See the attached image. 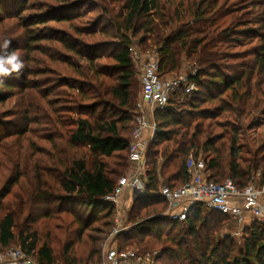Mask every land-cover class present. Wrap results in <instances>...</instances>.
<instances>
[{"label": "trees", "instance_id": "obj_1", "mask_svg": "<svg viewBox=\"0 0 264 264\" xmlns=\"http://www.w3.org/2000/svg\"><path fill=\"white\" fill-rule=\"evenodd\" d=\"M101 1L93 14L91 0H0V45L10 41L7 51L27 55L44 77L31 81L29 65L0 76V253L17 244L34 264H81L75 245L99 241L85 233L111 230L106 196L130 167L134 130L129 49L143 33L140 46L151 36L158 44L161 75L178 73L185 54L198 90L156 112L147 191L134 205L159 213L120 235L118 248L157 252L155 264H264L261 222L246 224L240 243L225 230L230 216L197 203L185 220L173 219L151 193L191 180L192 151L212 181L243 190L258 175L264 186V138L251 149L248 136L264 125V0H201L192 12L177 0Z\"/></svg>", "mask_w": 264, "mask_h": 264}, {"label": "built area", "instance_id": "obj_2", "mask_svg": "<svg viewBox=\"0 0 264 264\" xmlns=\"http://www.w3.org/2000/svg\"><path fill=\"white\" fill-rule=\"evenodd\" d=\"M129 50L133 64L138 69L142 89L135 107L134 130L129 143V162L130 165L136 164V168H131L122 176L113 194L106 196V200L114 203L127 191L134 196L147 191V152L156 135V112L167 107L174 96L185 100L198 90V85L190 78L196 73L194 68L186 73L163 76L159 70L157 48L144 50L138 45H132ZM187 169L191 175L188 183L177 188L161 185L157 191H151L167 203L164 215L182 221L187 218L192 205L204 203L240 223L249 214L253 220L264 224V186L255 187L252 183L248 188L240 190L231 179L223 183L212 181L203 158L196 157L193 151L188 157ZM118 231L115 229L114 233ZM157 255V252L139 253L137 248L126 247L120 250L116 243H105L101 260L95 264H155ZM0 264L34 263L21 248L10 247L0 253Z\"/></svg>", "mask_w": 264, "mask_h": 264}, {"label": "rangeland", "instance_id": "obj_3", "mask_svg": "<svg viewBox=\"0 0 264 264\" xmlns=\"http://www.w3.org/2000/svg\"><path fill=\"white\" fill-rule=\"evenodd\" d=\"M106 1H108V0H106ZM180 1L181 2L183 1V5H184L183 10L190 9V11L192 12L196 8V6L199 5L201 0H177V3H179ZM234 1L235 0H230V2H234ZM91 3L93 4V5L91 4L92 6L99 4V6L96 8V11H94L93 14H99L100 12H102V9H101L102 1L101 0H91ZM80 9H78L77 12H79ZM85 10H87L86 7H84L80 12H84ZM141 39H143V33L138 34V36L136 38H134L133 43L138 45L140 48H142L144 50H146V49L151 50V49L157 48L158 44L154 40V36H151L150 40L147 43L140 46L139 42ZM101 52H105V51H101ZM21 58L24 60L25 65H26L25 68L23 69V71H25L27 69V65H29L31 67L30 68L31 70H36V72H37L35 77H33L32 75L29 77V79L31 81H33V78L35 80H40V79L44 78L40 74L41 66L37 65L38 63L33 62V61L32 62L29 61L30 58H28L27 55L25 56L24 53L21 54ZM186 58L187 57L185 54L181 55V60L184 63L182 64L181 70L177 74L186 73L189 70L193 69L190 67L191 64H189V62L187 61ZM34 63H36V64H34ZM136 72H137V74L135 77V83L137 85V89H136V92H137L136 103H137L138 100L140 99L142 89H141V81L139 79L138 69H136ZM173 74H176V73H173ZM34 127H36V129L38 131L40 130L41 135L47 133L46 131H44V128H40L39 126H34ZM261 128H263V127H261ZM32 136L33 135H31V137ZM248 136H249V144H250L249 147L251 149H254L260 143V141L264 138V129H262L260 133H258L257 131H252L251 133H249ZM31 143H33V142L30 139H27L24 142L25 146H27L28 148H30ZM37 144H38V142H37ZM40 144L44 148L48 147V145H46V144L44 145L43 141ZM31 148H33V147H31ZM45 166H49V165H45ZM130 169L131 168L129 167V169L127 170V173L130 171ZM126 174H124V175H126ZM124 175H122V176H124ZM257 180H258V175L256 176V180L253 182V186H255V187H258L257 186L258 185ZM133 196H134L133 194L131 196V194L129 192H125L123 195H121L119 197L118 202L114 203V206H115L114 211H113L114 224H113L110 231H108L107 233H104V234H97V233H93V232L90 233V230H89L87 233H85L84 238H86V236L88 234H91V235L99 238L98 242L96 241V243H94V245H92V244L88 243L87 241H81L75 245V251H76L75 254L78 255V257H80L81 260H84L81 264H94L95 261L97 260L98 256H99V254H100V256L102 255L105 243H109V244L116 243L117 245H119L120 244L119 240H120V242L121 241L123 242V240H125L124 239L125 236L120 237V235H122L124 232L128 233L130 230H132L135 227V225L137 223L141 222L142 219L150 218L153 215L156 216L159 213V212L153 211L152 207L148 210H144V209L141 210V207H139L138 205H134V202H133V199L134 198L136 199L137 195L134 197ZM165 205H166V203H163V202L159 203L157 205L159 207V209H162V210L164 209V211L161 210L162 211L161 213H165L167 211V205H166V207H165ZM203 208H204V212H206V210L208 208L210 209V207L206 206V205H204ZM78 210L83 211L84 209L82 207H79ZM105 212L106 211H104L102 214H104ZM138 213H140V215H139V218L136 220V219H134V217ZM64 216H65V214H64ZM232 221L233 222H231V225L229 227H227V229H225V230H227V232L231 233L234 236L236 241L241 243L242 242L241 237L243 234V228L236 229L237 223L234 222L235 220H232ZM97 225L99 226V222H95L92 227H95ZM115 229L119 230L118 233H114ZM45 230L47 231L46 228H45ZM45 230H43V233ZM59 235L62 236L63 234L59 233ZM72 238L77 240V237L75 236V234H74V236H72ZM118 238H119V240H118ZM127 242H129V240H127ZM11 247L20 248V247H18L17 244H14V246H11ZM127 247L133 248V249L136 248V247H131V246H127ZM91 250H93V251L98 250V254L95 255L91 260L87 261L88 259H90L89 254H90ZM56 251H57V255L61 254V251H62L61 245L59 247H57ZM58 264H64V263L61 262Z\"/></svg>", "mask_w": 264, "mask_h": 264}, {"label": "clouds", "instance_id": "obj_4", "mask_svg": "<svg viewBox=\"0 0 264 264\" xmlns=\"http://www.w3.org/2000/svg\"><path fill=\"white\" fill-rule=\"evenodd\" d=\"M9 44L10 41L5 40L3 45H0V48L4 50L0 52V76L19 74L26 66L19 52L7 51Z\"/></svg>", "mask_w": 264, "mask_h": 264}, {"label": "crops", "instance_id": "obj_5", "mask_svg": "<svg viewBox=\"0 0 264 264\" xmlns=\"http://www.w3.org/2000/svg\"><path fill=\"white\" fill-rule=\"evenodd\" d=\"M167 76H171V74L170 75H167ZM263 128H259L258 130H256L258 133H260L261 132V130L262 129H264V125L262 126ZM130 168H132V169H135L136 168V164H132V165H130ZM131 170V169H130ZM258 181V185L257 186H260L259 185V180H257ZM127 192H129V191H127ZM130 194H131V196H132V193L131 192H129ZM138 196V195H137ZM134 197V196H133ZM135 201V198L133 199V202ZM233 220V219H232ZM253 219L249 216V214H246L245 216H244V218H243V220H242V222L240 223L239 221H234V222H236L237 223V225H236V229H239V228H243L246 224H248L249 222H251Z\"/></svg>", "mask_w": 264, "mask_h": 264}]
</instances>
